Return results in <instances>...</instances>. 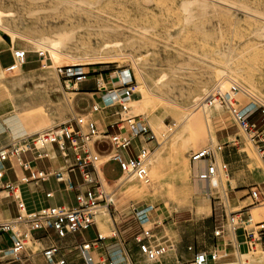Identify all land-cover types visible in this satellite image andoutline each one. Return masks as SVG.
<instances>
[{"label": "rangeland", "instance_id": "1", "mask_svg": "<svg viewBox=\"0 0 264 264\" xmlns=\"http://www.w3.org/2000/svg\"><path fill=\"white\" fill-rule=\"evenodd\" d=\"M4 36L31 52L23 69L0 70V148L91 109L93 99L80 98L83 94L76 93L80 83L68 88L57 67L80 66L89 76L103 74L102 84L115 72L132 71L137 89L125 116H147L158 140L156 145L149 143L155 145L149 159L159 152L160 159L147 161L154 168L151 178L131 176L119 184L115 182L119 164L107 165V181L103 178L109 190L115 188V207L100 208L96 217L154 205L151 218L159 225L154 229L158 242L168 239L175 245L181 230L185 240L194 239L201 246L212 244L217 226L225 225L226 239L232 238L233 216L236 221L250 215L252 229L264 221V202H253L249 193L252 185L264 187V159L257 144L226 106L200 109L225 79L224 91L231 81L240 86L238 105L264 104V0H0V39ZM36 43L58 47L60 60L55 62L46 50L47 66L42 67ZM10 59L3 55L4 63ZM94 97L98 102V95ZM196 108L200 111L191 118L190 128L173 141L184 129L183 118ZM94 117L106 124L116 119L109 108ZM254 119L264 129L263 117L256 114ZM217 145H223L226 153ZM206 147H214L218 163L227 162L229 169L221 173L218 189L207 186L197 195L187 169L191 153ZM134 149L133 143L124 155L133 156ZM98 150L108 153L111 145L100 143ZM134 185L146 186L147 192H131L129 186ZM252 208L262 212L256 220ZM113 231L110 222L102 233L108 236ZM85 233L90 236L92 230ZM226 246L220 255L235 261L237 252ZM40 248V243L34 246ZM254 254L250 260L263 264L264 259Z\"/></svg>", "mask_w": 264, "mask_h": 264}, {"label": "built area", "instance_id": "2", "mask_svg": "<svg viewBox=\"0 0 264 264\" xmlns=\"http://www.w3.org/2000/svg\"><path fill=\"white\" fill-rule=\"evenodd\" d=\"M26 54L25 49H14L13 63L5 67L3 72L21 70ZM38 55L41 66L46 67L47 52L38 51ZM58 73L68 88H75L88 76L80 66L58 67ZM136 89L137 83L130 69L121 70L118 74L115 72V75L109 76L108 84L100 85L99 101H94L87 113H75L67 121L16 139L0 148V198H12L18 210L14 218L0 221V232L8 234L11 240L8 248L0 249V264L21 261L22 254L27 250L34 254L36 250L33 246L41 238L38 236L39 232L47 235L54 232L58 237L65 238L92 226L101 207L107 209L115 207V188L109 190L103 178V169L108 163L114 161L120 166V176L115 180L118 184L131 176L139 179L149 178L147 160L152 149L145 142L153 139L158 144V140L146 115L125 116ZM241 91L240 86L235 82L228 91L217 86L206 98L205 104L226 106L239 126L257 144L264 159V129L254 119L256 114H260L264 119V104L258 102L253 110H242L235 98ZM106 108L114 109L116 120L109 123L105 129H101L94 115ZM114 127L116 130H111ZM135 140L141 143L137 149H134V155L124 157L122 151L132 146ZM103 141L111 145V150L105 154L98 150V145ZM217 149L222 151L223 145H217ZM190 158L192 161L210 160L203 178L211 179L216 176L217 180L213 182L212 187L218 189L221 173L228 171L229 164L225 161L218 163L216 149L206 147L192 152ZM55 159H61L59 167L52 166L51 161ZM45 160L50 163L42 167L40 162ZM18 168L25 173L19 174ZM51 180L62 184L66 192H75L76 203L44 205L30 210L24 197V187L32 185L35 192L51 198L54 197V190L45 188V184ZM249 193L253 202H264V189L261 185H252ZM154 209V205H146L142 208H134L132 211V215L141 225V231L135 236V240L140 251L151 263L160 261L175 247L171 242H158L154 229L159 225L152 224L151 218ZM250 222V215L246 219L241 216L239 221H235V216L231 218L230 231L233 236L236 238L237 231L242 230L241 242L234 245L237 252L235 261H223L230 256L220 255V250L216 246L211 252L195 250L191 260L178 264H254L248 256L256 253L259 247L264 248V221L257 222L254 229L249 227ZM225 232L226 230L221 226L215 228L214 234L220 238ZM109 237L117 238L121 243L122 258L117 260L116 257L108 256L103 257L101 261H92L89 258V264H135L125 247V239L119 236L118 231H113ZM105 238V235L100 234L97 239L84 242L81 247L82 252L85 253L97 246ZM243 245L246 246L245 250H242ZM188 249L193 250V247L190 246ZM41 252L50 264H67L64 249L59 245L52 244ZM57 255H61L60 259H56Z\"/></svg>", "mask_w": 264, "mask_h": 264}, {"label": "crops", "instance_id": "3", "mask_svg": "<svg viewBox=\"0 0 264 264\" xmlns=\"http://www.w3.org/2000/svg\"><path fill=\"white\" fill-rule=\"evenodd\" d=\"M14 49H25L27 51L26 59H25V63L23 65V68L25 67V65H27L29 63L28 54H29V52H31V50L28 49L27 47L18 46L17 41L12 42L10 39L7 40L6 37L4 36L0 39V70H3L5 67H7L13 63L12 52ZM5 54H7L11 57V59L8 63L3 62V55H5ZM38 58H40L39 55H38ZM34 68H36V66L31 67L28 70H32ZM105 75L107 76V74H105ZM100 76H103V74H96V75H90V76L88 75L86 80H84L83 82L80 83V87H78L79 90L76 93L83 94L82 97H80L81 99L82 98L83 99H93V103H94V101L96 102L94 94H97L98 99H99V93H100L99 88H100V85L102 84L100 81L101 80ZM105 84H106V82H105ZM97 121H98L99 127L101 129H105L107 127V125L109 124V123L106 124L104 119H102V120L97 119ZM33 128L34 127H32L30 130H32ZM111 130L115 131L116 128L115 127L111 128ZM39 131H41V130H39ZM33 133H36V132H33ZM225 138L229 139L230 136L225 137ZM150 141L155 142V145L157 144V142L153 139L146 141L145 144L147 146H149ZM103 142H107V141H103ZM228 142H230V141H228ZM107 143H109V142H107ZM133 143L135 144V148L137 149L141 142L139 140H135ZM155 145L153 147H150V146L149 147L151 149H153L155 147ZM224 151L226 153L227 150L224 149V146H223L222 152H224ZM134 153H135V151H134ZM103 154H105V153H103ZM122 155L126 158L131 156L130 153H127V155L125 156L124 150L122 151ZM112 162H114V161H112ZM49 163H50L49 161L45 160V161L40 162V165L43 167V166L48 165ZM110 163H108L107 165H109ZM206 163L207 162L204 161L203 166L201 167L200 170H203L205 168ZM51 164L54 167H59L61 165V159H55V160L51 161ZM106 166L103 169V175H104L105 179L107 178L106 177ZM17 171L19 174L25 173L24 171H22L19 168L17 169ZM10 174L13 175L12 172H10ZM207 183H209V184H207ZM207 186H209L210 190L212 189L210 186V180L206 181V187ZM261 187L264 189V187L262 185H261ZM45 188L47 190H54V197H51V198L43 197L40 193L35 192V189L33 188L32 185H31V187L30 186L24 187V197L27 200L28 207L30 210H33L35 208H39V207L44 206V205H61V204L74 205L76 203V201H75V194L76 193L75 192H66L63 189L62 184L57 183L54 180H51L49 183H46ZM17 213H18L17 206H16V203L12 200V198H0V221L10 220V219L14 218L17 215ZM238 217L240 220V216H238ZM110 222L113 223L115 230H117L119 233V236H121L125 239V241H126L125 247L129 251L130 256H131V258L135 264H156V263H151V262L146 263V261L144 260V258L146 259V257L140 251L138 243L135 240V236L141 231V225H140V223H138L136 221V219L132 215V212H130L128 214L118 212V214H115L112 217H111V215L109 217V216H105L103 214H99L96 217L95 223L92 226L83 230L82 232H78V233H80V235H78V233H74V234L68 235L65 238H60L58 236L54 237L53 236V234H55L54 232L49 233V235H47L44 232H39L38 236H40L41 238L39 239V241H37L34 244V246H36L37 243H40L42 248L34 249V250H36V252L34 254H31L30 251L27 250L22 254L21 261H15V262H12L9 264H29V263L50 264L43 257L41 251L44 248L49 247L52 244L59 245L64 249L67 264H89V261H88L89 258L92 261L93 260L101 261L103 257L118 256L119 250H120V252L122 251L121 243L119 242V240L117 238L109 237V235L106 236L105 239L100 241L97 244V246L92 247L90 250L86 251L85 253H83L81 250L82 244L84 242L95 240L99 237L100 234H103L102 233L103 230L106 229V227L108 226V224ZM222 226L226 230L225 235L223 237L217 238L214 234L212 236L213 242H212V244H210V246H205V245L201 246L194 239H187L186 238V240H185L186 236L183 235L181 230H179V232H177V235H176V242L174 245L175 246L174 249L172 251H170L168 254H166L163 257V259L160 260V263H157V264H178L179 262H181L180 258L185 259V260H189V259L191 260L194 256L195 250H206L208 252H211L213 249L216 248V246L220 250V249H225V247H227L226 245L232 246V248H234L235 243H237V242L239 243L242 240V237L240 236L242 233V230L237 231L238 233H237L236 238L231 233L233 237L226 239V237H228L229 234L227 232L225 225H222ZM218 227H220V226H217L216 228H218ZM90 229L92 230V234H89L90 236H87L85 231L90 230ZM164 242H170V241L168 239H166ZM10 245H11V240H10L9 235L6 233L0 232V249L1 248L6 249ZM34 246H33V248H34ZM190 246L193 247V250L188 249ZM60 257H61V255H57L56 259H60ZM232 258L233 257L230 256V257L225 258L223 261L233 262V261H231Z\"/></svg>", "mask_w": 264, "mask_h": 264}, {"label": "bare ground", "instance_id": "4", "mask_svg": "<svg viewBox=\"0 0 264 264\" xmlns=\"http://www.w3.org/2000/svg\"><path fill=\"white\" fill-rule=\"evenodd\" d=\"M36 44H38V43H36ZM39 45V47L41 48V50L40 51H42V52H45L46 50L49 52V54L51 55V57H53V59H54V61L56 62V60H60V58H59V55H60V52H59V49H58V47H51V48H47V47H44L42 44H38ZM63 46V45H62ZM39 48V49H40ZM67 61V60H66ZM67 62H69V61H67ZM66 63V62H65ZM63 66V65H62ZM64 66H66V65H64ZM67 66H70V65H67ZM60 67V66H59ZM58 68V67H57ZM225 80H227L228 81V79H225ZM227 81H222V83H221V87H222V90H225L226 89V83H228ZM231 83H233L232 81H231ZM204 101V100H203ZM137 103V102H136ZM132 104V100H131V102H130V105ZM201 105V104H200ZM202 108H200V109H202V110H205V107L207 106L205 103H202ZM201 106H199V107H201ZM255 106H257V104L254 102V101H251L249 104H247V105H244V106H241L242 108V110H253L254 109V107ZM197 109V108H196ZM200 109H197L196 111H193L192 110V112H189L188 114H186V116H185V118H183L184 120V123H185V125H184V129H182L181 130V132L180 133H178L176 136H175V138H174V140L173 141H175V140H177V139H179L180 137H181V135L182 134H184L185 133V131H187L189 128H190V126H189V122H190V120H191V118L194 116V115H196L199 111H200ZM183 128V127H182ZM38 132H40V131H38ZM37 133V132H36ZM32 134H34V133H32ZM31 135V134H30ZM25 137V136H24ZM213 137L215 138V135H213ZM21 138V137H20ZM18 139V138H17ZM160 148H162V147H160ZM168 149V148H167ZM162 151H165V150H162ZM161 151V152H162ZM157 152V151H156ZM156 152H155V154H156ZM158 153V152H157ZM160 153V152H159ZM158 153V156L157 157H155V158H151V159H155L156 161L157 160H159L160 159V154ZM164 153V152H163ZM154 155V154H153ZM157 155V154H156ZM150 156H151V153H150ZM149 156V157H150ZM104 160L106 159V157L105 158H103ZM149 159V158H148ZM151 159H149V160H151ZM148 161V160H147ZM191 162L189 163V165H188V173H189V177H190V184H191V186H192V189H193V191L195 192V194H197V195H202L204 192H202L201 191V189H203V188H206V181H208V180H210V186H211V188H212V184H213V182H214V177H216V176H213L211 179H206V178H203V176H204V174H205V172H206V167H207V164H208V162L210 161V160H198V161H192V160H190ZM204 161L205 162H207L206 163V166H205V168L203 169V170H200L201 169V167L203 166V163H204ZM149 162V161H148ZM147 162V163H148ZM151 162V161H150ZM192 162H194V163H192ZM151 164H153L154 165V163H151ZM150 166V165H149ZM148 167V166H147ZM149 168V167H148ZM147 168V169H148ZM200 171V172H199ZM148 174L150 175V178L154 175V168L153 167H150L149 168V172H148ZM158 175V174H157ZM156 175V176H157ZM133 177V176H132ZM131 177V179H133ZM156 180V179H155ZM107 181V180H106ZM149 183V182H148ZM207 184H209V183H207ZM209 187V186H208ZM129 189L131 190V192H139V193H145V192H147V188H146V186H144V185H142V186H136V185H134V186H129ZM206 194V193H205ZM207 196V195H206ZM102 208V207H101ZM253 209V208H252ZM100 210V209H99ZM98 210V211H99ZM98 211H97V213H98ZM253 215H255V220L256 219H258L259 217H256V215H258V214H260V213H262V212H259V211H257V210H255V209H253ZM236 221H239V217L236 219ZM235 240V239H234ZM237 241V240H236ZM256 254H258L259 255V257L261 258V259H264V249L263 248H261L260 247V250L258 251V252H256ZM255 255V254H254ZM254 255H252V256H254ZM250 256H251V254H250ZM116 257V259L117 260H120L121 258H122V256H121V252H120V250H119V254H118V256H115ZM255 257V256H254ZM257 257V256H256Z\"/></svg>", "mask_w": 264, "mask_h": 264}]
</instances>
